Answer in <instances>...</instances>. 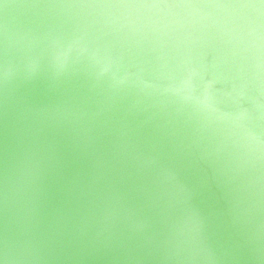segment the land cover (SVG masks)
Returning a JSON list of instances; mask_svg holds the SVG:
<instances>
[{
	"label": "water",
	"instance_id": "95a60500",
	"mask_svg": "<svg viewBox=\"0 0 264 264\" xmlns=\"http://www.w3.org/2000/svg\"><path fill=\"white\" fill-rule=\"evenodd\" d=\"M0 264H264V0H0Z\"/></svg>",
	"mask_w": 264,
	"mask_h": 264
}]
</instances>
